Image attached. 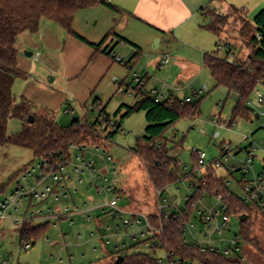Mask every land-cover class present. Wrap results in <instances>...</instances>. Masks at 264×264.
<instances>
[{
    "label": "rangeland",
    "instance_id": "rangeland-1",
    "mask_svg": "<svg viewBox=\"0 0 264 264\" xmlns=\"http://www.w3.org/2000/svg\"><path fill=\"white\" fill-rule=\"evenodd\" d=\"M217 4L219 7L221 4L222 12L206 10L207 16L203 17L201 23L206 28L217 18L226 19L228 24L220 32L221 42L236 49L235 57H230V60L237 58L245 62L251 54L249 33L251 34L253 29L250 21L264 10V0H219ZM233 9L241 12L235 14ZM244 22L250 24V27L246 34L242 35L241 30L245 25ZM206 36H208L209 45L207 52L217 51L216 44L219 39L209 31ZM175 49L176 46L172 42L170 46L163 43L162 49L156 53L155 57L144 53L136 62L129 64V68L121 65L120 60L125 63L128 60H125L123 53L116 51L108 56L116 60L115 70L107 74L96 75L92 68L77 76L75 74L78 72L73 70V62L67 55L56 56L55 52H48L49 56H47V50H36L34 52L36 54L29 58L31 63L21 70L30 76V82L27 83L25 79L19 78L13 88L18 102L22 97H25L34 102L38 109L48 108L58 125L64 128L70 127L73 118L76 117L81 121L79 127L88 128H94L96 122H100L99 119L104 113L103 111L112 117L114 121L111 125H107V132H105L106 125L96 124V138L89 139L84 145L89 149L87 159L94 160L99 170L106 168L105 160L101 156H105L107 159L108 157L114 158L120 170V174L116 178L125 189L120 206L129 213L153 215L158 207L156 189L150 182L145 164L140 160L137 152L132 150L136 148L138 141L144 142L145 130L148 127L146 112L135 113L124 119L123 122L121 121L127 111L126 107L133 106L135 101L133 97L123 93L119 87L124 89L128 84L133 83L135 74L149 80V88H156L162 93H168L171 98L174 97L180 101L190 98L191 106H200V111L195 118L187 115L165 134V139L169 141V147L173 148L168 153L169 156L177 157L187 167V171H190L194 165L193 150L206 153L207 159L213 161L220 158L221 147L227 144L234 149V153L238 150L241 151L236 159L243 161L247 158V149L254 142L261 144L262 149L257 151V158L249 177L254 173L262 174L264 172V116H262L264 104L258 103V99L264 97V87H259L246 103L248 108L254 112L253 119L249 121L239 119L233 126L230 122L232 111L239 101L238 95L225 87H218L206 70L201 76L193 75L194 79L176 80L180 71L188 75L192 70L195 74L198 70L197 66H202L204 56L201 55V52L189 48L182 51ZM25 51L32 52L24 46L20 50V55L26 56ZM179 52L180 54H178ZM219 55L224 58L226 50H222ZM167 56L171 58V64L161 68L150 66V63L156 59L161 62L162 58ZM174 59L179 62L181 70L174 69L175 63H177ZM52 78H54L53 82H51ZM114 79L118 80L117 84ZM170 90L172 93L168 92ZM96 100L101 104L99 107L93 105ZM120 110L121 112H119ZM65 111H69V114H65ZM257 115L260 116L259 120L256 118ZM214 120L224 122L227 127H216ZM114 123H120V132L106 140L108 133L113 130ZM20 130L19 121L11 120L9 122V136ZM217 134L219 136H216ZM97 147L101 149L98 156L92 150ZM76 155L72 156L74 163ZM39 161L40 159H36L32 150L0 144V202L14 193L20 184L24 185L21 179L22 173L34 162ZM233 163L238 168L241 167V165H236L235 161ZM216 171L220 177L227 178L230 192L239 198H245V192L241 185L244 175L242 170L231 174V176L224 169ZM106 176L110 180L115 177L111 173ZM83 178L84 183L79 186L78 195H73V199L78 206L87 203L88 208H92L94 205L97 206L105 196H99L95 190L89 187L87 174ZM46 184L53 185V182L46 181ZM105 184V182H100L101 186ZM191 193L188 181L179 182L166 188L161 201L165 205V199L175 198V207L184 209L186 208L185 198ZM91 199L96 201L92 206L90 204L94 201H89ZM71 200V198L66 199L60 204L51 201L47 205L56 209L62 206L72 209ZM215 204V201L210 197H206L203 203L205 207H212ZM27 208L28 205L23 203L18 211H12L14 218L30 219L31 216L27 214ZM88 216L91 217V220ZM125 218H130V215L119 219L103 214L100 210H95L89 214H77L71 220L63 219L51 223L38 220L35 225L28 227L44 225H48V227L37 236L38 238L33 237L27 242L30 244L28 249L24 248L26 243L19 235L23 227L17 228L10 219L0 220V262L1 264H111L114 260L118 261V259H114L113 255L117 246L129 255L148 253L145 245L132 239L137 228L126 229L123 226ZM251 220L254 224L253 234L259 239L264 250V218L253 212ZM240 221L241 216H232L230 228L225 233L227 241L215 243V245L227 247L229 241L234 240L240 234ZM192 223L196 226L194 233L203 241L200 231L205 235L204 228L195 217L192 219ZM98 226L103 229H101L102 236H110V243L107 242V239H101ZM109 226L112 227V232L105 231ZM118 226H120L119 229H117ZM238 247L239 252L234 256L238 257L243 264H264V255L251 244L241 240ZM158 255L163 256L161 252Z\"/></svg>",
    "mask_w": 264,
    "mask_h": 264
},
{
    "label": "trees",
    "instance_id": "trees-1",
    "mask_svg": "<svg viewBox=\"0 0 264 264\" xmlns=\"http://www.w3.org/2000/svg\"><path fill=\"white\" fill-rule=\"evenodd\" d=\"M97 6H105L112 10L116 8L105 0H0V144L13 145L20 148L32 150L36 159H60L63 155L68 156L72 146H85L89 139H95L98 125H111L112 117L102 113L100 122H96L94 128L79 127L70 125L64 128L55 121L52 112L46 108L38 109L35 104L22 97L18 102L15 98L13 88L17 79H28V74L21 71L18 67V40L20 36L29 32L37 34L40 31L43 20L56 23L68 35L75 37L81 42L100 52L104 47L110 34L100 43H91L74 30V21L77 13L84 9ZM234 13L240 10L233 9ZM252 33L250 35L251 54L245 62L230 60L235 57L236 49L231 48L226 51L224 58L220 57V51L204 55V67L210 72L218 87H225L230 92L239 97L237 105L232 111L231 125L237 120H252L254 112L248 108L246 103L253 96L259 87H264V10H262L253 20L250 21ZM245 25L241 34H246L250 24ZM228 24L226 19L217 18L206 27V29L219 39L217 48L221 42L220 32ZM262 39L258 41L256 35ZM107 56L113 53L103 51ZM113 59V58H112ZM115 60V59H113ZM174 103L156 104L152 98H144L143 101L135 103L131 107H126L127 111L121 121L131 117L135 113L146 112L148 127L145 130L144 142L138 141L137 155L145 164L150 182L156 190L166 188L188 180L189 184L198 191L192 198L187 207L189 214L183 218L173 215L168 219L151 216L152 225L162 232L155 236L161 248L167 252L171 259L179 258L198 264H243L234 255H225L218 252H201L199 246H194L184 241V223L191 219L197 203L203 197H213L220 195L230 205V212L233 216H247V219L240 221V234L237 235L239 241L243 240L251 244L261 254L264 250L259 239L254 234V224L251 222V213L261 215L264 218V210L258 203L248 204L241 198L235 196L228 187L227 178L220 177L216 169L206 168L203 178L196 174L198 160L195 153H192L194 165L189 172L185 171V166L177 157L171 158L169 152V141L165 139L166 132L175 126L182 118L187 115L195 118L200 111V106L181 104V101L172 98ZM99 107V101L93 104ZM121 112V110L119 111ZM106 115V116H105ZM34 118V124H30L29 119ZM11 120H17L21 124V130L12 135H8V126ZM116 132L108 133L107 139L113 138L120 132L121 126ZM48 225L29 228L23 226L20 237L27 243L33 237L39 236ZM38 238V237H37ZM115 259V258H114ZM111 264H157L156 260L148 253H134L123 258L122 261L114 260Z\"/></svg>",
    "mask_w": 264,
    "mask_h": 264
},
{
    "label": "built area",
    "instance_id": "built-area-1",
    "mask_svg": "<svg viewBox=\"0 0 264 264\" xmlns=\"http://www.w3.org/2000/svg\"><path fill=\"white\" fill-rule=\"evenodd\" d=\"M256 38L261 41L262 37L257 34ZM218 51L228 50L229 46L220 43L218 46ZM170 57L162 58L159 62L160 67L167 66L171 63ZM123 67L129 68V64L120 60ZM117 84L118 80L114 79ZM148 80L146 78L139 77L135 74L133 83L128 84L126 88L119 87V89L133 97L135 103L141 102L144 98H152L156 104L168 103L172 105L174 101L167 93H162L156 88L148 87ZM205 90L207 88L205 87ZM192 103L190 98L185 101H181V104ZM259 104H264V97L258 99ZM65 114H69V111H65ZM264 116V114H262ZM216 127H227V124L220 122L219 120H214ZM231 124V122H230ZM234 122L232 125H236ZM112 132H116L118 128L114 126ZM216 136H219L217 134ZM106 140H108L106 138ZM262 149L261 144L251 143L250 148L247 152L246 160H237L236 156L241 153L237 151L234 153L229 145L224 144L221 147L222 155L220 158L213 161L207 159V155L204 152L193 150L198 160V169L196 174L199 178H203L206 168L212 167L214 169H224L228 173L234 174L238 171H243V179L241 180V185L245 192V198H241L248 204L258 203L259 207L264 210V172L262 174H253L251 177V170L253 169L254 161L257 158V151ZM87 149L85 146H72L70 155L62 156L60 159H40L39 162H34L30 165L21 175V179L24 185L20 184L16 191L10 196L6 197L0 202V220L10 219L13 224L18 227L35 225V222L42 220L43 222L51 223L52 221L57 222L59 220L68 219L71 220L77 214H89L91 211L100 210L103 214L110 215L113 218H123L126 215H130V218H125L123 220V226L127 228H137V232L132 235V239L135 242L145 245L148 250V254L154 258L157 264H198L193 263L188 260H182L179 258L171 259L167 252L161 248V245L155 236L162 232V229H156L151 222V216L149 214H141L136 212H127L123 210L120 206L122 200L123 188L120 181L116 178L120 174V170L113 157L101 156L105 160L106 168L104 170H99L96 167L94 160L87 159ZM98 156L100 148H92ZM76 155V162L73 161V155ZM236 165H241L240 168ZM71 169V171H70ZM187 171V167H185ZM202 171L203 174H202ZM39 173V174H38ZM113 174L114 179L110 180L106 175ZM89 176L88 185L91 189L95 190L99 196H105L103 200L99 201L97 206H92L96 201L91 199L89 201H94L92 208H88V204L84 203L82 206H78L76 201L73 199V195H78L79 186L84 183V175ZM202 174V175H200ZM46 181L53 182V185H47ZM105 182L106 184L101 186L100 182ZM188 180H182L184 182ZM189 182V181H188ZM41 188V190H40ZM189 189L192 190L190 196L185 198L186 208L177 209L175 207V198L165 199V205H163L162 197L165 190H156V195L158 196V207L155 214L159 218L168 219L173 215H178L185 218L189 214L188 203L196 196L198 191L189 184ZM228 195L225 199H228ZM72 199V209L70 207L62 206L58 209L48 207L49 202L62 203L66 199ZM206 197H203L197 203V209H195L194 214H192L191 219L186 220L184 223V241L185 243L192 244L194 246H199L201 252H218L225 255H234L239 252V238L229 241L227 247L216 246L215 243H222L227 241L225 239V233L228 232L230 228L232 214L230 212V205L226 200L220 196L215 195L210 197L211 200L215 201V205L212 207H205L203 205ZM28 205L27 214H30L31 218L26 219H15L12 211H18L22 204ZM33 211V212H31ZM43 215V217H42ZM199 220L200 225L205 230V235L203 236V241H201L198 236L194 233L196 226L192 223L193 218ZM91 220V217L88 216ZM120 226L117 227L119 229ZM98 231L100 236L103 235L101 227L98 226ZM103 230V229H102ZM107 232H112V227H107L105 229ZM110 236H102V240L107 239L108 243ZM25 249L30 247V244L26 243L24 245ZM162 253L163 256L158 255ZM114 258L119 259L120 257H126L129 254L121 250L120 247L115 248ZM119 257V258H118ZM117 261V260H116ZM1 264V262H0Z\"/></svg>",
    "mask_w": 264,
    "mask_h": 264
},
{
    "label": "crops",
    "instance_id": "crops-1",
    "mask_svg": "<svg viewBox=\"0 0 264 264\" xmlns=\"http://www.w3.org/2000/svg\"><path fill=\"white\" fill-rule=\"evenodd\" d=\"M105 1L113 5L116 10L105 6L84 9L77 13L74 21V30L91 43L98 44L110 34L100 52L68 35L65 29L56 23L43 20L37 34L25 32L18 40L19 69L22 70L31 63L30 57L20 55V50L24 46L32 50V52L25 51L32 53V56L36 54L34 53L36 50L41 49L47 50V56H49L48 52H55L56 56L67 55L73 62V70L78 72L75 76L82 75L92 68L96 75L107 74L115 70L116 60L104 54V50H107V53L116 51L123 53L125 60H128L127 64L136 62L144 53L155 57L156 53L162 49L163 43L170 46L172 42L176 46L175 50L182 51L189 48L201 52L202 56L213 53L212 51L207 52L209 50L208 36H206L208 30L201 20L207 16L208 10L222 12L221 4L220 7L217 4L219 0ZM228 9L230 10V8ZM175 62L177 63H175L174 69H180L179 62L177 60ZM150 66L161 68L159 59L151 62ZM197 69L195 74L191 70V74L188 75L180 71L176 80L194 79L193 75L201 76L204 70L208 71L204 67V61L202 66H197ZM208 73L210 72L208 71ZM29 79L30 76L26 79L27 83L30 82ZM53 81L54 78L51 79V82Z\"/></svg>",
    "mask_w": 264,
    "mask_h": 264
},
{
    "label": "water",
    "instance_id": "water-1",
    "mask_svg": "<svg viewBox=\"0 0 264 264\" xmlns=\"http://www.w3.org/2000/svg\"><path fill=\"white\" fill-rule=\"evenodd\" d=\"M32 53H26V56H28V57H32ZM169 93H171L172 91L170 90V91H168ZM259 115H257L256 116V118H257V120H259ZM34 118L33 117H31L30 119H29V122H30V124H34ZM80 122V119L79 118H73V120H72V122H71V125H76V124H78ZM132 150H134L135 152H137V148H133ZM247 219V216H242L241 217V221H244V220H246ZM123 260V257H120L119 259H118V261L117 262H119V261H122Z\"/></svg>",
    "mask_w": 264,
    "mask_h": 264
}]
</instances>
